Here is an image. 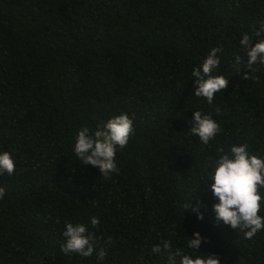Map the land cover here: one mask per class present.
I'll return each mask as SVG.
<instances>
[{"label":"trees","instance_id":"obj_1","mask_svg":"<svg viewBox=\"0 0 264 264\" xmlns=\"http://www.w3.org/2000/svg\"><path fill=\"white\" fill-rule=\"evenodd\" d=\"M261 21L264 0H0V152L16 165L0 174V264H168L151 252L164 240L221 264H264V230L247 239L217 221L203 188L220 149L247 144L264 158V65L235 62L246 64L239 41L255 43ZM213 47L228 85L209 105L191 73ZM193 111L222 129L208 145L188 131ZM121 113L133 134L104 178L73 144ZM67 223L94 233L92 256L60 250Z\"/></svg>","mask_w":264,"mask_h":264},{"label":"clouds","instance_id":"obj_2","mask_svg":"<svg viewBox=\"0 0 264 264\" xmlns=\"http://www.w3.org/2000/svg\"><path fill=\"white\" fill-rule=\"evenodd\" d=\"M258 38L255 43L248 34H242L239 43L247 56V62L240 55L235 56L236 64L243 65L252 70L256 63L264 65V21L260 22L259 29L254 33ZM220 47H213L202 63L192 69L191 75L195 78L193 89L195 97H203L207 103H213L216 93L223 92L228 85V80L223 75H214V70L220 68L217 53ZM248 79L247 74L244 77ZM197 136L203 145L209 142L222 131L220 125L210 116L202 115L200 111H193L191 126L188 130ZM133 134V120L121 113L99 125L94 133L90 134L87 127L78 130L73 144V151L80 162L99 169L101 176L108 178L111 173L118 172L115 163L117 148H125L129 137ZM214 160L210 172H206L208 179L203 187L206 192L218 201L212 205L215 219L222 221L232 229L243 232L244 237L251 239L258 231L264 230V216L259 215L264 196L260 189L264 188V158L248 151L247 144L232 145L227 153L223 149ZM16 169L14 160L7 151L0 152V174L7 173L11 176ZM211 181V183H209ZM5 195V189L0 187V199ZM197 205H199V199ZM185 210L191 207L186 204ZM198 219L203 216L199 207L192 208ZM90 224L95 228L99 224L96 216L90 218ZM64 241L60 250L65 254H79L82 257L93 255L97 247L96 236L89 231L88 226L82 223H67L63 232ZM194 239H188L187 248L198 249L203 239L199 233H193ZM112 243V238L107 240ZM151 252L165 256L168 264H221L218 256L197 255L195 257L184 254L182 249L173 251L170 241L164 240L153 245ZM98 260L103 261L106 250L101 247L96 252Z\"/></svg>","mask_w":264,"mask_h":264}]
</instances>
